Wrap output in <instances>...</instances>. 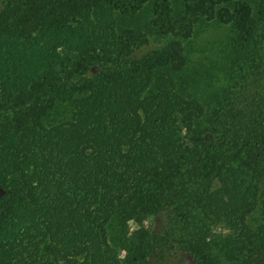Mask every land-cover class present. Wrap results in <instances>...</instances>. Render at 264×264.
I'll return each mask as SVG.
<instances>
[{
  "label": "trees",
  "instance_id": "16d2710c",
  "mask_svg": "<svg viewBox=\"0 0 264 264\" xmlns=\"http://www.w3.org/2000/svg\"><path fill=\"white\" fill-rule=\"evenodd\" d=\"M186 261L264 264V0H0V264Z\"/></svg>",
  "mask_w": 264,
  "mask_h": 264
},
{
  "label": "rangeland",
  "instance_id": "374dc122",
  "mask_svg": "<svg viewBox=\"0 0 264 264\" xmlns=\"http://www.w3.org/2000/svg\"><path fill=\"white\" fill-rule=\"evenodd\" d=\"M214 32H217V31H214ZM211 38H214L215 36H216V34L215 33H211ZM193 39H191V40H189V42L190 41H192ZM155 42L154 43H151V44H149L148 46H145L142 50H147L148 48H151V47H153V46H155ZM200 49V48H199ZM208 51V50H207ZM196 53V55L197 56H202L203 55V52H201V51H196L195 52ZM144 224L145 225H151L152 224V222H150V221H148V220H145L144 221ZM132 225H133V223H132ZM134 226V225H133ZM175 264H190V261H186V262H183V263H175Z\"/></svg>",
  "mask_w": 264,
  "mask_h": 264
}]
</instances>
